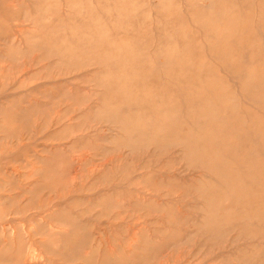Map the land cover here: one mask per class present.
Listing matches in <instances>:
<instances>
[{"label":"rangeland","instance_id":"1","mask_svg":"<svg viewBox=\"0 0 264 264\" xmlns=\"http://www.w3.org/2000/svg\"><path fill=\"white\" fill-rule=\"evenodd\" d=\"M0 264H264V0H0Z\"/></svg>","mask_w":264,"mask_h":264},{"label":"bare ground","instance_id":"2","mask_svg":"<svg viewBox=\"0 0 264 264\" xmlns=\"http://www.w3.org/2000/svg\"><path fill=\"white\" fill-rule=\"evenodd\" d=\"M161 25V24H160ZM35 37V36H34ZM111 104V103H110Z\"/></svg>","mask_w":264,"mask_h":264}]
</instances>
